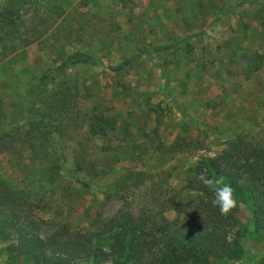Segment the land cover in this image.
Returning <instances> with one entry per match:
<instances>
[{
	"label": "rangeland",
	"instance_id": "374dc122",
	"mask_svg": "<svg viewBox=\"0 0 264 264\" xmlns=\"http://www.w3.org/2000/svg\"><path fill=\"white\" fill-rule=\"evenodd\" d=\"M227 1L0 0V264H33L7 252L10 208L40 233L196 221L193 166L239 138L264 143V47L249 37L233 55L215 25L258 20L264 0L232 14ZM234 80L241 99L257 91L249 107L227 100ZM237 199L240 256L227 264H264V230Z\"/></svg>",
	"mask_w": 264,
	"mask_h": 264
},
{
	"label": "trees",
	"instance_id": "16d2710c",
	"mask_svg": "<svg viewBox=\"0 0 264 264\" xmlns=\"http://www.w3.org/2000/svg\"><path fill=\"white\" fill-rule=\"evenodd\" d=\"M0 29V42H4V28ZM3 44L7 50L9 44ZM12 47L9 50L13 51ZM41 80V84L46 82V78ZM40 92L43 88L38 87L35 96ZM201 171L230 184L236 197L251 207L256 230H264V143L239 138L226 143L225 150L217 156L202 160L191 169L193 176L188 187L197 194L196 221L177 218L160 224L132 215L115 217L84 232L60 225L53 232L40 233L28 231L22 217L16 214L22 213L23 207H14L10 208L14 215L11 227L16 230L19 243L10 244L7 252L33 264H217L221 260L227 264L240 256L241 247L231 238L238 208L228 216L221 215L211 202L212 193L196 178ZM14 221H19V226ZM24 221L31 225L33 220ZM111 241L113 244L105 249Z\"/></svg>",
	"mask_w": 264,
	"mask_h": 264
},
{
	"label": "crops",
	"instance_id": "0c3cea01",
	"mask_svg": "<svg viewBox=\"0 0 264 264\" xmlns=\"http://www.w3.org/2000/svg\"><path fill=\"white\" fill-rule=\"evenodd\" d=\"M227 2H228L227 5H225L224 2H221V3L219 2L220 8L226 9V11H228L231 14L235 10L239 11V9L241 8V5L243 3V1H241V0H228ZM251 10L253 12H255V17L258 20L248 21V20L244 19L245 16H242V20L237 21L238 22L236 24L237 28H235V26L232 24V20L229 23L228 27L222 26L219 22L215 24L216 27L225 29V31L230 32L229 44H230V51H233V53H231V54H233V55H238L241 47L245 48L247 40L250 41L249 37H250V39L251 38L254 39L258 45L264 47V32H263L264 31V29H263L264 23L261 22L262 18H264V12L262 11L261 8L258 9L255 7H252ZM260 22H261V24H260ZM250 24H258V25L255 26V29H252ZM250 31H251V33H250ZM259 70H262V68H260ZM259 70H257L258 72H256V73L259 74V72H260ZM259 76H261V75H258V78H260ZM242 79L246 80V81L248 80L246 77L245 78L242 77ZM242 79L239 78V80H241V82L239 83L240 85L243 84ZM233 84H235V86ZM236 85H237L236 81L235 80L232 81V87L231 88H234L233 91L235 94L229 96V98H227V100H230L231 104L236 105L238 107H246L245 104H247V107H249L250 106L249 104H251L250 101L254 98V96H255L254 94L257 91H251L252 93H248L246 96H244L241 99V98H239L240 95L238 96V94H240L244 85H242L240 88L236 87ZM240 89H241V91H240ZM238 101H240L241 103H238Z\"/></svg>",
	"mask_w": 264,
	"mask_h": 264
},
{
	"label": "clouds",
	"instance_id": "9594fccd",
	"mask_svg": "<svg viewBox=\"0 0 264 264\" xmlns=\"http://www.w3.org/2000/svg\"><path fill=\"white\" fill-rule=\"evenodd\" d=\"M196 178L203 187L212 193L211 202L214 207L219 209L221 215L228 216L240 206L234 189L222 178L209 175L205 171L199 172Z\"/></svg>",
	"mask_w": 264,
	"mask_h": 264
}]
</instances>
